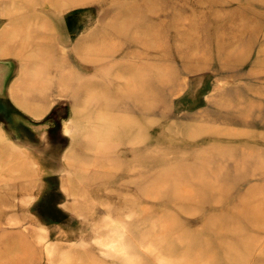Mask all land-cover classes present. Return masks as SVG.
<instances>
[{
  "label": "rangeland",
  "instance_id": "obj_1",
  "mask_svg": "<svg viewBox=\"0 0 264 264\" xmlns=\"http://www.w3.org/2000/svg\"><path fill=\"white\" fill-rule=\"evenodd\" d=\"M24 1L0 0V264H264V0H63L42 25ZM108 210L134 213L119 251Z\"/></svg>",
  "mask_w": 264,
  "mask_h": 264
},
{
  "label": "bare ground",
  "instance_id": "obj_2",
  "mask_svg": "<svg viewBox=\"0 0 264 264\" xmlns=\"http://www.w3.org/2000/svg\"><path fill=\"white\" fill-rule=\"evenodd\" d=\"M79 1H82V2H84L85 0H69V2L70 3H74V2H79ZM24 3H25V5L24 6H26L27 7V9L29 10V12L28 13H25V15H24V19L25 20H27V21H37V22H41V25L42 24H47L48 22V18H47V16L43 13V9L45 8V7H47V6H55L57 9H59L60 8V6H64V1L63 0H33L32 1V3H31V1H27V3L24 1ZM28 5V6H27ZM54 9H52V11H53ZM54 11H56V10H54ZM117 14H120V12H117ZM31 22V23H32ZM28 25H30V24H28ZM27 28H29V26L27 27ZM124 28V27H123ZM122 31H123V29H121ZM114 31V30H113ZM124 32V31H123ZM139 33H137V34H135L134 35V37H135V39H134V41H133V43H132V45H137V44H141V45H139V46H141V48L142 49H145L144 47H142V46H144L145 44H144V41L141 39V38H139V39H137V37L141 34V35H146L147 34V32L146 31H143V30H141V31H138ZM27 35H28V33H27ZM37 35V34H36ZM48 35H49V29L48 30H45V32H44V34H41L40 33V35H38V38L36 39L37 41H35L36 42V45L35 46H32L33 47V49L34 48H38V51L39 52H44V49H46L48 52H50V50H52V48H50V46L48 45V44H46L47 43V38H48ZM27 39H33L32 37H26L25 39H24V41L25 40H27ZM45 41V42H44ZM29 46H30V44H29ZM28 46V47H29ZM101 50V49H100ZM89 51V50H88ZM97 52H99L98 51V49L96 50ZM87 52V51H86ZM101 52H103V51H101ZM110 52H111V49H110ZM109 52V53H110ZM80 58V57H79ZM81 59V58H80ZM89 59V58H88ZM100 59V58H99ZM99 59H98V61H96V60H94V59H89V60H91V61H94V62H98V64H99ZM82 60V59H81ZM28 61V60H27ZM84 61V60H83ZM27 64V63H26ZM42 65V64H41ZM46 66H48V67H50V64H47L46 63ZM46 66H44V67H46ZM158 67V66H157ZM150 68V67H149ZM160 69V68H159ZM42 70V69H41ZM145 71H147V70H145V68H143V69H141V67H139L137 70H136V72H135V75H134V77L131 79V81L129 82V85L126 87V88H124L125 90H126V95L127 96H129V97H131V98H133V99H136V100H138V103L136 104L137 106H141L142 104H144V106H145V108H137V107H133L132 109H131V112L132 113H134V112H144V114H146V116H149V114L150 113H152L151 111H153V109H151L150 108V106H149V103H148V99H150L149 98V96L151 95V96H153L152 95V93H151V91H150V82H149V78H147L145 75H142V73L144 74V72ZM152 71H151V69H150V71H149V73H151ZM160 72V71H159ZM163 75H165V74H163ZM162 80H164L162 83H166V81L168 80V78H166L165 77V79H162ZM121 84V83H120ZM149 86V87H148ZM117 88H119V87H117ZM119 90V89H118ZM152 98V97H151ZM105 102V101H104ZM108 104V103H107ZM105 106H106V104H105ZM146 106H149V107H147L146 108ZM138 110V111H137ZM136 119V118H135ZM144 123H145V121H144ZM146 125H148V123L146 124ZM153 125V124H152ZM150 126V125H149ZM148 126V127H149ZM137 127V126H136ZM138 129V128H137ZM147 129V128H146ZM134 131V130H133ZM89 136V135H88ZM94 136V135H93ZM147 136H148V134H147ZM146 137V136H145ZM100 138V137H99ZM94 140H96V139H94ZM146 140H147V138H146ZM97 141V140H96ZM131 141V140H130ZM140 141V140H139ZM98 142V141H97ZM259 230V229H258ZM242 233V232H241ZM255 246V245H254ZM253 246V247H254ZM248 251H249V249H248ZM197 252H199V251H197ZM240 262V261H239ZM242 262V261H241ZM135 263V262H134Z\"/></svg>",
  "mask_w": 264,
  "mask_h": 264
},
{
  "label": "clouds",
  "instance_id": "obj_3",
  "mask_svg": "<svg viewBox=\"0 0 264 264\" xmlns=\"http://www.w3.org/2000/svg\"><path fill=\"white\" fill-rule=\"evenodd\" d=\"M133 215L134 213L129 212L120 216L108 210V214L93 225L98 238L108 249L119 251L125 247L126 221L131 220Z\"/></svg>",
  "mask_w": 264,
  "mask_h": 264
},
{
  "label": "water",
  "instance_id": "obj_4",
  "mask_svg": "<svg viewBox=\"0 0 264 264\" xmlns=\"http://www.w3.org/2000/svg\"><path fill=\"white\" fill-rule=\"evenodd\" d=\"M6 67V64L5 63H2V62H0V67ZM7 75H8V73L6 74V73H1L0 74V91L2 92V90H3V88H4V85H5V82H6V78H7Z\"/></svg>",
  "mask_w": 264,
  "mask_h": 264
},
{
  "label": "crops",
  "instance_id": "obj_5",
  "mask_svg": "<svg viewBox=\"0 0 264 264\" xmlns=\"http://www.w3.org/2000/svg\"><path fill=\"white\" fill-rule=\"evenodd\" d=\"M6 88V86L4 85V88L3 89H5ZM6 92H7V90H6ZM8 96H10L11 97V95L10 94H8Z\"/></svg>",
  "mask_w": 264,
  "mask_h": 264
}]
</instances>
